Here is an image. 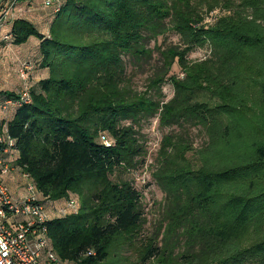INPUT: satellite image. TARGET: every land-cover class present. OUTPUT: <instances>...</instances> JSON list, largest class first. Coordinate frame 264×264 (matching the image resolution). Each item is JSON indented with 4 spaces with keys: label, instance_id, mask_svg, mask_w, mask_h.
Here are the masks:
<instances>
[{
    "label": "trees",
    "instance_id": "obj_1",
    "mask_svg": "<svg viewBox=\"0 0 264 264\" xmlns=\"http://www.w3.org/2000/svg\"><path fill=\"white\" fill-rule=\"evenodd\" d=\"M47 1V31L48 15L39 26L20 16L6 33L17 47L33 44L36 62L21 64L31 70L28 103L4 110L21 92L0 96V112L15 111L0 130L15 141L13 171L46 207L78 202L46 223L59 259L264 264V0ZM204 47L207 57L190 58ZM37 69L48 74L34 82ZM153 119L170 130L149 164ZM149 167L163 193L153 217L126 177Z\"/></svg>",
    "mask_w": 264,
    "mask_h": 264
},
{
    "label": "built area",
    "instance_id": "obj_2",
    "mask_svg": "<svg viewBox=\"0 0 264 264\" xmlns=\"http://www.w3.org/2000/svg\"><path fill=\"white\" fill-rule=\"evenodd\" d=\"M50 1L54 0L47 2ZM12 4L0 0V28L11 15ZM10 37L6 35L4 38ZM28 69L26 65L21 69V76L25 80L29 79ZM28 83L18 100H6L4 110L11 105L29 102ZM104 142L108 145L106 140ZM15 150L14 139L7 134L6 129L0 130V264H70L61 261L53 249L47 233L46 223L50 218L45 199L40 197L32 182L26 196L13 198L11 195L5 177L14 170L11 159ZM54 208L58 216H65L77 211L78 202L70 199Z\"/></svg>",
    "mask_w": 264,
    "mask_h": 264
},
{
    "label": "rangeland",
    "instance_id": "obj_3",
    "mask_svg": "<svg viewBox=\"0 0 264 264\" xmlns=\"http://www.w3.org/2000/svg\"><path fill=\"white\" fill-rule=\"evenodd\" d=\"M13 2L12 8H11V15L10 18L11 21L16 19L17 17H24L26 13H29V11L33 9H38L40 12H43L44 15L46 14V11L51 10L52 8L49 6L44 5V0H35V1H27V0H6V3ZM32 2V3H31ZM16 3V4H15ZM46 7V8H43ZM48 9V10H45ZM49 13V12H48ZM51 15H48V21L47 24H43V31L48 30V24L51 19ZM9 28V22L7 25H5L4 29L0 31V96H4V91L6 90H16L20 92L24 89L25 84L29 81L25 80L21 76V64L22 62L26 60H30L31 63H35V57H36V49L34 48L33 44H30L28 47L29 54L27 56L23 57H17L15 55L16 50L19 51V47L13 44L11 41V38L5 39L3 37L6 36V33L8 32ZM37 40V38H32ZM179 37L174 34H168L166 37V42H174L176 43L178 41ZM165 39L163 37H160L158 42L162 43ZM30 42H33L31 40ZM29 42V43H30ZM18 53V52H16ZM209 54V48L204 47L203 49H197L194 53L190 55L191 59H203L207 57ZM31 72V70H29ZM180 72V67L175 64L173 66L172 72L175 75H178ZM28 73V72H27ZM29 75V74H28ZM28 78V77H27ZM34 79V77L30 74V80ZM136 86L138 89L143 90L144 85L146 83V75H138L135 79ZM164 94L166 96V99H170L173 94V86L171 81H167V83L164 85L163 88ZM169 128H160L159 123L157 119H153L148 125L145 126L144 132L146 133L147 139H148V151L149 156L147 157V163H151L154 161L156 157V153L159 149L160 141L162 139V136L169 132ZM197 131H194V134H197ZM203 139L201 136L197 134L195 144L196 146L200 145L202 143ZM132 179L135 180V187L138 189H141L144 191L146 204L148 205V209H150L149 216L153 217V214L156 210L153 206V202L160 201L163 197V193L161 192L160 188L157 186V184L154 182L152 176H151V168H147L145 170H142L141 168L136 169L133 172H129V176ZM5 181L7 185L9 186L11 190V195L13 198L17 197H24L28 194V190L31 184V179L28 176H25L20 171H12L9 175L5 177ZM56 206L55 204H49L47 207V214L48 217H55L58 216L56 214V210L54 208Z\"/></svg>",
    "mask_w": 264,
    "mask_h": 264
},
{
    "label": "crops",
    "instance_id": "obj_4",
    "mask_svg": "<svg viewBox=\"0 0 264 264\" xmlns=\"http://www.w3.org/2000/svg\"><path fill=\"white\" fill-rule=\"evenodd\" d=\"M24 18H27L29 20H31L32 22H34L36 25H42L43 23H45L46 21V15L43 14V12H38L37 15L35 14V12L33 10L29 11V13H26V15L24 16ZM9 28L12 24L11 19H9ZM8 28V29H9ZM38 44V42H37ZM28 47L29 45L25 44L23 46L19 47V51L16 50L15 55H17V57H23V56H27L30 52L28 51ZM29 52V53H28ZM48 72L46 70H35L34 71V82L39 81L40 79H43L47 76ZM20 91V90H19ZM4 98V96H3ZM15 111L14 109H9V111L7 113H2L0 112V125H6L14 116Z\"/></svg>",
    "mask_w": 264,
    "mask_h": 264
}]
</instances>
